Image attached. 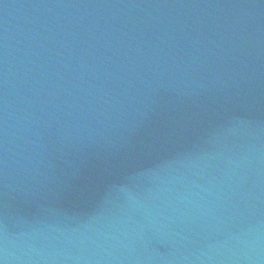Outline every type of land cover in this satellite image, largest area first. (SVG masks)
I'll return each mask as SVG.
<instances>
[{
    "label": "water",
    "instance_id": "1",
    "mask_svg": "<svg viewBox=\"0 0 264 264\" xmlns=\"http://www.w3.org/2000/svg\"><path fill=\"white\" fill-rule=\"evenodd\" d=\"M0 264H264V0H0Z\"/></svg>",
    "mask_w": 264,
    "mask_h": 264
}]
</instances>
